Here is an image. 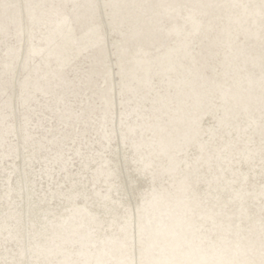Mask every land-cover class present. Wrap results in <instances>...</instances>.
I'll use <instances>...</instances> for the list:
<instances>
[{
  "label": "rangeland",
  "instance_id": "1",
  "mask_svg": "<svg viewBox=\"0 0 264 264\" xmlns=\"http://www.w3.org/2000/svg\"><path fill=\"white\" fill-rule=\"evenodd\" d=\"M236 78L258 119L242 134L235 120L220 124L227 104L241 108L223 98ZM190 86L202 107L183 98ZM193 117L199 121L190 127L201 134L187 141ZM160 131L174 138V167L143 174L134 148L140 144L146 158ZM200 138L213 165L195 162L183 182L208 206L209 187L197 173L219 181L221 199L210 210L217 223L205 228L193 207L173 203L183 161L193 159ZM184 140L189 150L178 148ZM251 146L259 154L244 160ZM160 161L155 152L153 164ZM223 170L238 171L232 185L246 184L245 192L228 196ZM149 205L157 207L148 226L152 256L162 254L166 233L181 240L167 264H183L190 237L201 234L211 252L202 264H231L223 246L251 236L257 259L264 255V0H0V264L79 262L95 234L128 242V263L146 264L139 229ZM245 205L260 221L254 229ZM100 224L111 227L101 232ZM108 247L104 264L126 254L122 245Z\"/></svg>",
  "mask_w": 264,
  "mask_h": 264
},
{
  "label": "bare ground",
  "instance_id": "2",
  "mask_svg": "<svg viewBox=\"0 0 264 264\" xmlns=\"http://www.w3.org/2000/svg\"><path fill=\"white\" fill-rule=\"evenodd\" d=\"M174 56L167 55L163 67L165 70H169L173 68L175 65H172V58ZM237 71V70H235ZM183 85L187 84V81L182 80ZM236 88L233 93L225 92L223 95L224 99H227L229 95H231L234 98V101H241V108L238 109L233 104H227L225 107V115L220 120L221 125H227L230 120H235L233 122L234 128L237 132L240 134L247 133L248 131H252L255 129V127L258 124L257 116L253 113H250L252 107V97L248 95V93L240 94L238 91H243L245 89V84L242 79L236 78L235 79ZM247 85L251 82L249 80L246 81ZM195 86H190L188 90H185L183 98L185 100L191 99L192 103L198 107H202L203 100L200 96V94L196 91ZM229 99L225 100L228 101ZM241 112L242 118H238V111ZM249 112V115H248ZM201 114H204V110L201 111ZM201 119V118H200ZM199 121V118L193 117L191 120H189L188 127H186V132L183 133V135L186 133V136H189V139L186 138V140L194 139L198 137L201 132L193 127H190L192 123H196ZM149 126L161 130L162 125L157 121H151L149 122ZM233 127V126H232ZM185 136V135H184ZM184 140L182 144L178 146L179 149H190V144ZM192 141V140H190ZM255 144V143H254ZM253 144V145H254ZM140 144H137V146L134 148L133 154L136 157V161L140 164L141 173H146L147 171H151L153 169H162L169 171L174 167L173 164L170 162L169 158V150L171 148H174L176 146L174 142V138L171 133L165 134L160 131L157 143L154 145V147L151 149L150 152L147 153L146 158H144V152L141 150ZM230 144H228L229 146ZM193 146L194 151V157L190 160H184V169L181 170L182 174L180 179L174 184L176 188H174L177 191V195L173 200V203L176 205H182L185 209H190L193 207L194 210H192L198 219L201 220L199 226L201 228H205L206 223L208 221L217 223V219L210 211L212 207L221 199V196L216 193L215 189L219 181H217L211 172H198L197 177L201 181H205L208 184V196H207V204L203 203V199L201 200V197L197 190L190 188L189 185H186L183 181L186 180L189 176V171L194 167L195 162L202 161L205 164H209V166L213 165V159L210 157L205 156L202 154V150L206 147V139L201 140L197 139L195 141V144ZM155 152H159L161 154V161L158 164H153L152 162V155ZM259 154V148L256 147H247L242 152V157L244 160H254L255 157ZM191 157V155H190ZM223 170L224 174V181L227 183L228 190H230L228 196L233 197L238 194H242L245 192L246 184L242 183L239 186L235 187L232 184L238 181V171L229 172ZM183 193H186L185 197L187 199H182L181 197ZM260 195V190L258 189L255 192V196ZM174 205V204H173ZM209 207L208 209H206ZM157 207L155 205H149L147 209V215L145 217L144 223L140 226L139 231L142 232L147 236L146 238V244L145 248L143 250V258L146 261V264H167V260L170 258H173V254L177 251V249L180 247L181 240L178 235V233L168 232L164 235L165 241L167 240V243L162 248V254L160 256H152L151 254V241L152 239H148V226L151 224V220L153 217L152 211H155ZM243 215L249 220L251 227L254 229L255 227L259 226L260 221L258 217L256 216L255 212H251L248 207L245 205L242 208ZM190 220H182V225L185 228L190 227ZM171 225L173 223V220H171ZM104 224V223H102ZM111 225L107 224V226L102 227L101 224L98 226V231H105L106 228H110ZM154 233V231L152 232ZM94 239L89 240L84 243V246L82 247L81 251L79 252V262L71 261L70 257H66L62 264H104L107 260V254L110 253L109 244H119L125 247L124 250H126L125 256H122L118 259L117 264H130L128 263V257L130 256L128 251V242L125 241H119L117 236H106L100 238V240L96 239V234L94 235ZM207 237L201 234L199 239L197 241L192 240L191 237L189 239L190 242H193L190 246V250L186 251L182 255L183 264H202L203 261H206L210 255V251L202 246V243L205 242ZM195 242V243H194ZM225 249H230L232 251L231 256L227 258L225 261L231 264H264V255L261 257V259H257L259 257L258 255V242L257 239L254 237H247L245 240H240L238 242L235 241L234 245H231V243L226 244V246H223ZM261 251V249H259ZM263 258V261L260 262ZM66 260V262H65ZM44 261V259L42 260ZM37 264H42V262H37ZM177 264V263H175Z\"/></svg>",
  "mask_w": 264,
  "mask_h": 264
}]
</instances>
